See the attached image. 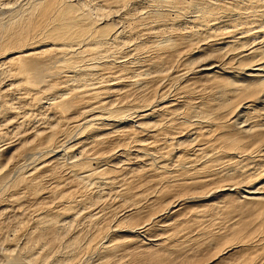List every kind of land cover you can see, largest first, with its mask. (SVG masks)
I'll list each match as a JSON object with an SVG mask.
<instances>
[{
  "label": "bare ground",
  "instance_id": "bare-ground-1",
  "mask_svg": "<svg viewBox=\"0 0 264 264\" xmlns=\"http://www.w3.org/2000/svg\"><path fill=\"white\" fill-rule=\"evenodd\" d=\"M14 1H0L4 3L2 5L3 12H8V19H5L7 22L0 24V121L3 120V122H0V128L4 122L7 124L10 121H16L15 123H18L19 126L25 125L30 119L22 115L25 112L24 110L32 112L34 109L39 111L43 108L47 109L49 113L44 115L46 116L44 119H47V126L43 128L33 127L30 128L33 129L31 131H27L23 126L24 133L21 132L23 138L20 141L18 139V143L13 137L0 132V183H5L8 171L14 169L10 166L9 169L6 167L8 166L6 165L7 161L9 162L10 159L14 158L15 164L9 163L16 169L18 168V171L19 169L23 170L22 165V168H19L21 162L17 165L18 161L16 159L19 156L25 157L28 155L29 158V156L36 153L42 156L45 155L48 158L36 162L37 164L35 163L29 169L19 170L17 175L15 174V178L9 179L10 187L19 188L16 186H22L25 194L39 200V203L36 204V206L38 204L39 206L34 207L33 210L30 209L32 211L30 224L32 223L33 227L32 229L28 228L25 233L27 243H25L24 251L20 250L22 245L19 249L26 254L19 253L12 260H5L6 263L40 264L47 261L49 255H45L44 258L46 259L43 261L42 249L45 247V250H48L47 247H52L55 238L59 237L57 234L64 233L65 235L66 232H69L71 226L68 228V223H73L75 218L78 217V212H80L77 205L81 204L82 207L85 202L91 200L88 199L91 194L86 195L81 190L92 186L101 189L105 185L104 187L108 186V190L111 188L110 191H112V186L116 183L115 180L120 176L116 172L125 169V165H129L128 160L132 159V156L145 155L149 156L150 166L155 168L154 170H152L153 168L147 170L150 169L154 173L157 170L160 173V175L158 174V182H161V185L155 193V198L151 201L150 198L144 196V192L135 190V183L131 182L132 176L125 181L123 178H119V183L123 187L118 191L113 187L114 193L119 195L122 203H129L126 206L129 208L125 207L122 209L120 216L113 218L115 221L111 226L112 230L118 231V226L121 223L124 224L126 232L135 236L147 229L148 232H152L151 229L157 227L165 229L167 226H175L177 224L175 223L176 215L180 214L181 209L184 208V205L182 206L183 202L192 197L189 194L182 196L183 194L180 193L177 196L181 195V198L177 199L175 193L179 189L191 188V190H195L196 186L202 184L201 187L205 185V188L201 191L198 190L197 195L194 196L193 194V197L197 196L196 199L204 200L203 205L195 209L197 214L199 216L201 213L204 215L205 209L216 207L215 209L223 210V214L228 217L225 228L222 225L223 229H219V232L210 229L204 232L211 237L210 241L216 238L217 243H220V239L221 244L225 243L221 249H219V246L220 251H216L218 253L216 256L214 255V259L221 262L220 259L225 258L227 261V257L233 256L236 251H243L240 248L247 246L252 247L251 255L249 256L247 253V256H249L248 259L246 258L247 260L244 258L245 261L244 259L235 260L236 262L227 264H264V106H262L264 104V43H262L264 42V19L261 22L252 23L259 18L256 1L188 0L185 5L193 7L196 12L189 13V18H187L191 24H194L195 28L185 25L186 28L175 31L173 27L167 25L166 33V30L163 31V28L158 26L159 28L154 29L156 30L155 34L165 32V34H161L162 36L159 34L160 38L145 36L139 40L137 39L136 42L133 41L131 44H127V40L124 41V38H122L123 31L117 27V17L120 15L115 13L116 16L111 15L108 18L105 16L108 15L107 12L110 9H117L113 6H124L126 3L130 5L136 0H100L99 4H92L96 10L94 15H92L93 13L90 14V10L93 8L89 9L91 6L89 7V4L85 5L83 0H24L18 4L17 8L10 6ZM88 1L87 3H89ZM151 1L155 5L152 8L147 7L149 9L146 11L148 14L145 12V15L152 17V20L154 18L155 25L156 22L169 20L165 16L168 8L177 5V3H183L182 0ZM135 5L132 7L135 8ZM185 5L182 7L185 8ZM128 7L130 8L131 5ZM104 10L106 11L103 12ZM127 11L130 13L129 9ZM177 11L178 8L174 12ZM140 12L142 13V11ZM233 14L236 15L235 18L231 17ZM143 15L134 14L129 17L131 19L127 18V20L129 19V22L135 26L134 21L143 18ZM237 17L241 19L235 21ZM122 20H119V22ZM208 20L213 21L208 23ZM127 23L125 24L128 25L129 23ZM131 26L129 25V27ZM150 26L148 24L142 27L148 28ZM236 30L238 31L236 32ZM126 31L129 34L131 29L128 28ZM150 32L148 31V33ZM200 33H206L208 37L200 38ZM140 34L142 33L140 32ZM134 37L135 34L132 39ZM129 38V40H132L131 36ZM123 41L126 44H122ZM111 43L118 48L116 52L118 54L110 51L108 45ZM217 43L222 44V46L218 48ZM150 48L152 49L151 53H146V51L151 50ZM198 48L200 51L206 52L205 56L199 58V56L196 57L192 53L198 52ZM127 53L131 55H127ZM124 55L129 56L127 62L123 57ZM177 63L181 64L182 67L178 64L180 67L176 68ZM185 63L191 64V67H187ZM105 69H110L111 75L106 74L104 76L102 73ZM166 78H169L170 81L173 79L179 80L180 78L183 83L179 81L181 84L177 85L172 92L170 91L172 94L168 88L166 90L165 87L167 86L163 85L155 84V86H151L152 88L155 87L154 92L151 89L152 92L147 90L148 88L145 85L150 80L151 82L152 80L162 81ZM158 84L161 83L158 82ZM127 85L136 86L138 95L134 96L135 94H132L135 92L130 94L129 90L123 92L124 89L121 88L127 87ZM141 85H144V88L147 89L137 87ZM156 86L158 87L156 88ZM10 98L15 101L12 102ZM179 105H181V109L178 111L176 107ZM19 115L21 117L17 118ZM111 125L119 126L120 133L128 137L123 140V142H126L117 145L118 148L115 151H112L113 148L109 149L111 144H114L111 143L113 139L111 141L109 139L111 132H114L111 131ZM149 127H153L150 136L157 137V133L161 132L163 138L160 142H165L164 140L174 142L173 140H176V145H179L180 149L176 152L164 147L165 150L160 152L154 148L151 151L152 147L150 146V151L146 150L148 149L147 143L139 139L137 133L143 129L148 130ZM172 128L177 129L172 130V132L169 131L168 134L165 132V130ZM188 129H190V135L192 134L191 144L193 143V147L189 145L191 147L189 153H187L188 145L186 146L183 139V137L186 138V135H183L182 132L185 130L188 133ZM71 131H75L73 140L70 139L71 142L66 144L68 134ZM171 133L177 135L172 136ZM116 139L114 140L115 143ZM172 142L169 143L172 144ZM77 149L80 152L78 157L73 158L70 155L66 166L71 180L75 181L82 189H79L77 184V186L73 185L72 188L66 189L68 184L65 180L66 177L62 179L57 174L58 171L56 175L54 174L52 166L46 167L51 161H57L56 166H58L60 156L65 154L67 157V154L73 153ZM166 153H172L175 156L172 168H168L164 163L168 159L165 158ZM189 154H193L194 160L188 157ZM244 155L254 157L253 159L250 158L253 161L251 162L254 163V170V166H246L248 160L244 161V166H242ZM199 157H203V160L200 161ZM224 157L226 159L222 161ZM61 159L64 158L62 157L59 160ZM123 159L125 160L123 161ZM117 161H123V164L118 165L116 164ZM239 162L240 164H238ZM61 163L63 162H60L59 165ZM200 170L204 173L201 175L193 173ZM44 171L50 172V184L47 185L45 196L40 197L38 190L42 185L39 176ZM135 173H139V171L136 170ZM191 190L189 189V191ZM194 190L193 192L196 194L197 190ZM98 193L100 194V192ZM98 193L94 195V198L98 197L96 196ZM17 196L14 197L17 201L22 198L21 195H19L20 198ZM136 197L146 198L145 201L148 205L154 203L155 200L157 202L159 200L162 201L159 203H163L164 206L158 209L160 211L155 210L147 213L143 223H129L136 217L134 214L146 207L142 208L137 204ZM212 201H215L216 204H211ZM50 202H53L54 205ZM210 204L212 207L208 206ZM86 206L81 209L85 210ZM87 208L89 210L82 211L84 213L82 214L87 218L84 216L83 218L93 222L94 217L98 215L96 213L94 215L90 207ZM115 211L117 212V210ZM115 211L114 214L116 215ZM21 214L25 216V213ZM184 214L186 216L187 213ZM194 219L196 218L194 217ZM196 221L194 220V222ZM251 222L255 224L253 229L250 227ZM89 224L92 226L91 223H88V227ZM136 224L138 225L136 226ZM178 224L181 225L182 222L180 221ZM183 225L186 226V224ZM64 227H67L68 230L66 231ZM63 229L65 232H62ZM106 229L105 224L98 225L87 237L75 232L64 241L62 247L65 249H63V252L67 251L69 253L68 257H72L78 250L95 247L98 250V256L100 258L104 257L103 260H108L107 258L115 252L117 247L119 249L121 244L125 242L123 241L125 238L123 240L111 239L107 236V238H104ZM245 229L248 231H245ZM59 230L61 231L58 232ZM143 235L145 234L143 233ZM169 236H162L157 239H150L148 236H145V238L149 239V242L146 240L148 243L162 241V243H159V245H162L166 238L170 239ZM82 238L84 241H81ZM97 240H99V243H97L99 247L95 246ZM11 241H14V239ZM139 241L141 240L137 242ZM143 241L145 240L141 242ZM172 247L169 248L172 250ZM16 248L19 247L16 246ZM244 250L247 252L249 249ZM49 251L51 250L49 249ZM67 252H65L66 255ZM55 253L54 255H57L56 250ZM163 257L165 256L161 253L148 250L145 253V264H158V261H161L160 258L165 259ZM74 263L76 262L72 263L71 258L70 261L68 258L62 261L59 257H54L52 262L48 264ZM103 264H106V262H103ZM125 264H137V262L133 258L131 262Z\"/></svg>",
  "mask_w": 264,
  "mask_h": 264
},
{
  "label": "rangeland",
  "instance_id": "rangeland-1",
  "mask_svg": "<svg viewBox=\"0 0 264 264\" xmlns=\"http://www.w3.org/2000/svg\"><path fill=\"white\" fill-rule=\"evenodd\" d=\"M1 1V0H0ZM24 0H15L13 3H11L10 4V6L11 7H15V8H17L18 7V4H20L21 2H23ZM84 1V3H85V5L87 4H89L88 6L90 7L89 9H91V8H93V6L94 5H96V4H99V2H100V0H89L88 2L89 3H87V0H83ZM92 1H94V2H92ZM142 0H136V2H134L133 4H130L131 5V10H130V8L128 7V6H130L129 5V3H126V4H124V6H123V9L121 8L122 6H113V8H117V9H114V10H111L110 9V11L109 12H107L108 13V15H106L105 17H109V16H111V15H113V16H116V14H118V15H120V16H118L117 18H118V20H117V27L118 28H120L122 31V38H124V41H126L127 42V44H131V43H133V41L134 42H136L137 41V39L139 40V39H141L142 37H147V36H149V38H152V37H155L156 39H158V38H160V36H162L161 34L163 33V34H165V32L167 33V30L166 29H168L167 27L168 26H171V27H173L174 29H175V31H177V30H179V29H181V28H186V26L187 27H192V28H195L194 27V24H191V22L188 20V15H189V13L190 14H192V12H196L195 11V9L193 8V7H187L185 4H187V2H188V0H182L181 2H183L182 4L181 3H177V5H175V6H171L170 8H168L167 10H166V19H169V20H164V21H162V22H156V25H155V21H154V18H153V20H152V17H149V16H147V15H145V12L146 11H148L149 9L148 8H152L154 5H155V3L153 2V1H151V0H148L147 2L144 0V1H142ZM186 1V3H184ZM256 1V10L258 11L257 13H259V18H257L258 20H254V22H252V23H256V22H261V21H263V17H264V0H255ZM96 2V3H95ZM144 2V3H143ZM152 2V3H151ZM112 3V2H111ZM114 3V2H113ZM139 3H141V4H139ZM147 3V4H146ZM148 3H151V4H148ZM4 3H2V2H0V24H3V23H6L7 22V20H5V19H8V12L7 13H4V12H6V11H4L3 12V5ZM92 4H94V5H92ZM135 4H137V5H135ZM153 4V5H152ZM135 5V8H136V10H135V8L134 7H132V6H134ZM146 5V6H145ZM185 5V8H187V9H185V8H183L182 6H184ZM136 6H138V7H136ZM140 6V7H139ZM142 6V7H141ZM145 6V7H144ZM181 6V7H180ZM126 7H128V8H126ZM144 7V8H143ZM148 7V8H147ZM124 8H126V10H124ZM137 8H139V9H137ZM143 8V9H142ZM147 8V9H146ZM177 8H178V11L177 12H179L180 14H178L177 12H174V11H176L177 10ZM127 9H129V11H130V13L127 11ZM132 9H133V11H132ZM174 9V10H173ZM181 9V10H180ZM182 9H184V10H182ZM193 9H194V11H193ZM95 9L93 8V9H91L90 10V14L91 13H93L92 15H94L95 14V12H96V10L94 11ZM142 11V13L140 12V11ZM144 10V11H143ZM106 10H104L103 12H105ZM117 11V12H116ZM171 11H172V13H171ZM3 12V13H2ZM112 12V13H111ZM121 12V13H120ZM122 12H123V14H122ZM127 12V13H126ZM133 12H134V14L135 15H139V14H141V15H143V13H144V15H143V18H145V19H143L142 17H141V19L140 18H138V20H136V21H134L135 23H136V25L135 26H133L132 24H131V22H129V19H131V18H129V17H131V16H133L134 14H133ZM138 12H140L139 14H137ZM174 12V13H173ZM229 13H230V11H228ZM228 12H226V14H228L229 15V13ZM116 13V14H115ZM124 13H125V15H124ZM147 14H148V12H146ZM168 13V14H167ZM177 13V14H176ZM187 13V14H186ZM102 14V13H101ZM133 14V15H132ZM174 14V16L176 17V19H175V17L174 16H172ZM260 14H261V16H260ZM126 15H127V17H126ZM130 15V16H129ZM168 15V16H167ZM187 15V16H186ZM232 15V14H231ZM122 16V17H121ZM181 16V17H180ZM124 17V18H123ZM170 17H171V21H170ZM174 17V19H172ZM188 17V18H187ZM231 17H236V15H234L233 14V16H231ZM127 18H129L128 20H127ZM122 19H124V20H122ZM126 19V20H125ZM148 19H149V22H148ZM151 19V20H150ZM185 19V20H184ZM237 19H241V18H239V17H237L236 19H235V21L237 20ZM119 20H122V21H120L119 22ZM147 20V21H146ZM172 20H173V22H172ZM176 20V21H175ZM127 21H128V23H127ZM131 21V20H130ZM139 21H141L140 23H139ZM144 21H146L145 23H144ZM152 21V22H151ZM211 21H213V20H208V23H210ZM168 22V23H167ZM170 22H171V24H170ZM176 22V23H175ZM125 23H127L128 25H126ZM139 23V24H138ZM164 23H165V25H164ZM167 23V24H166ZM172 23L174 24L173 26H172ZM124 24V25H123ZM148 24H150L151 26L150 27H148V28H143L145 25H148ZM161 24V25H160ZM231 24V23H230ZM251 24V23H250ZM129 25L131 26V27H133V28H131V27H129ZM164 25V26H163ZM168 25V26H167ZM186 25V26H185ZM125 26V27H124ZM143 26V27H142ZM153 26H154V28H153ZM157 26V27H156ZM161 26V28H163V31H165V32H160V33H156L155 34V31L156 30H154L155 28L157 29V28H159V27ZM185 26V27H184ZM124 27V28H123ZM138 29L137 31L135 30L136 28ZM152 27V28H151ZM170 27V28H171ZM201 27V26H200ZM233 27V26H232ZM234 27H236V28H238L236 25H234ZM128 29V28H130L131 29V31H130V33L129 34H127V31H126V29ZM149 28H151L150 30H149ZM160 28V29H161ZM165 28V29H164ZM169 28V29H170ZM172 28V29H173ZM134 29V30H133ZM145 31H144V30ZM172 29H170V30H172ZM173 29V30H174ZM147 30V31H146ZM125 31V32H124ZM139 31V32H138ZM148 31L150 32V33H148ZM238 30H236V32H237ZM131 32H133V33H131ZM135 32V33H134ZM140 32L142 33V34H140ZM126 33V34H125ZM144 33V34H143ZM124 34V35H123ZM134 34H135V37L132 39V37L134 36ZM136 34H137V36H136ZM146 34V35H145ZM149 34V35H148ZM154 36H153V35ZM158 34V35H157ZM159 34H160V36H159ZM126 35V36H125ZM133 35V36H132ZM141 35V36H140ZM200 35V38H205V37H208V36H206V33H200L199 34ZM127 36H128V39H127ZM131 36V39L132 40H129L130 37ZM140 36V37H139ZM152 36V37H151ZM157 36H159V37H157ZM126 37V38H125ZM264 37V36H263ZM225 38V37H224ZM135 39V40H134ZM122 42V44L123 43H125L126 44V42ZM192 41V40H191ZM121 42V41H120ZM262 43H264V42H262ZM121 44V45H122ZM108 45V44H107ZM110 45V46H109ZM108 45V47H109V49H110V51H112L114 54L117 52V49L118 48H116V47H114L115 45H113L112 43L111 44H109ZM220 46H222V44H219V43H217V47L219 48ZM123 47V46H122ZM151 49V48H150ZM151 51H152V49L149 51V52H147L146 51V53H151ZM203 52V53H202ZM140 53V52H139ZM192 53H194V55L197 57V56H199V58H200V56L201 57H203V56H205V51H200V49L198 48V52L197 51H195V52H192ZM196 53V54H195ZM116 54H118V53H116ZM128 54H130V53H127V55ZM141 54H142V52H141ZM127 55H124L123 57L125 58V60H126V62H127V59L129 58V56H127ZM131 55V54H130ZM191 55H193V54H191ZM131 58V57H130ZM179 63H177V66H176V68H179L180 66L182 67V65L181 64H179ZM188 63H185V65L187 66V67H191V64L189 65H187ZM135 66H136V64H135ZM195 66V65H194ZM139 67V66H138ZM142 67H144V66H142ZM136 68V67H135ZM141 68V67H140ZM139 68V69H140ZM138 69V68H137ZM138 69V70H139ZM142 69V68H141ZM108 71V73H107V71ZM137 70V71H138ZM110 71V69H105V71L103 70V75L104 76H106V74H109V75H111V72H109ZM190 74V73H189ZM167 79V78H166ZM160 80V81H157V80H152V82H151V80L148 82V84L150 85H148L147 83H146V87L148 88H144V85H141V86H137L138 88H143V89H147V90H152L153 92H154V88H152L151 86H155V84L156 85H159V86H167V87H165L166 88V90H167V88L169 89V92L171 91H173L174 89H176L175 87L178 85H180L181 83L180 82H182L183 83V81H181L180 80V78H179V80H175V79H171L172 81H170L169 80V78L167 79V80ZM170 82H169V81ZM157 81V82H156ZM180 81V82H179ZM158 82L159 83H161V84H158ZM169 82V83H168ZM175 82H178V83H175ZM168 84V85H167ZM172 84V85H171ZM173 84H175V85H173ZM171 85V86H170ZM136 87V86H135ZM135 87H133L132 85H127V87L125 86L124 88H121V89H124V90H122L123 92L125 91V90H129V92H130V94L132 93V92H135V93H132L134 96H136V95H138L137 94V91L138 90H136V88ZM150 87V88H149ZM158 86H156V88H157ZM150 90V91H151ZM158 90V89H157ZM151 91V92H152ZM170 92V93H171ZM169 93V94H170ZM168 94V95H169ZM172 94V93H171ZM170 94V95H171ZM116 96H118V95H116ZM116 96H114V97H116ZM181 97V96H180ZM11 100H12V102H14L15 100H13L12 98H10ZM262 106H264V104H262ZM181 105H179V106H177L176 107V109L179 111L181 108ZM17 108H19V107H17ZM183 108V107H182ZM20 110V109H19ZM25 112L22 114V115H24V116H26V117H28V119H30V121H28L26 124H27V126H26V124L25 125H20L19 126V124L17 123H15L16 121H14V122H11L10 121V123L9 122H7V124H6V122H4L2 125H1V128H0V132L1 133H4L6 136H11V137H13V139L18 143L22 138H23V126H25V128H26V130L27 131H31V130H33V129H30V128H36V127H44V126H47L48 125V123H46V120L47 119H44V117H46V116H44V115H46V114H48L49 112H48V110L47 109H43V108H41L39 111L38 110H33L32 112H29V111H26V110H24ZM36 112H37V114H36ZM40 112V113H39ZM38 113H39V117L41 118V120H40V118L38 117ZM42 113V114H41ZM42 116H41V115ZM36 115H37V117H36ZM3 117H4V115H3ZM21 117V115H19L17 118H20ZM25 117V118H26ZM32 117V118H31ZM43 118V119H42ZM32 119V120H31ZM37 119H38V122H37ZM15 120V119H14ZM42 121V122H41ZM0 122H3V120H1ZM34 123L33 125L32 124H30V123ZM40 122V123H39ZM11 123H12V126H11ZM39 123V124H38ZM21 124V123H20ZM37 124V125H36ZM41 124V125H40ZM5 125H6V127H5ZM40 125V126H39ZM11 127V128H9V127ZM5 127V128H4ZM111 127H112V129H111V131H114V132H111L112 134H110L109 135V139H110V141L113 139V141H111V143H114L113 145L111 144V147H109V149L110 148H113L112 149V151H115L117 148H118V146L117 145H121V144H123L124 142H126V141H124L123 142V140H125V139H127L128 137L126 136V135H123V133H120V127L119 126H117L116 127V125H111ZM114 128V129H113ZM14 129V130H13ZM153 127H149V129L148 130H141V131H139L138 133H137V135H138V137H139V139H142V141L144 142V143H147V148L148 149H146V150H148V151H150V149H151V147H152V149H151V151L153 150V148L154 149H156V150H158V151H163V150H165V148L164 147H167V148H169V149H172V150H174V151H178L180 148H179V145H176V140H173L174 142H172V141H168V140H164L165 142H160L161 140H162V138H163V136H162V133L160 132H158L157 133V137H152V136H150L149 134H150V132L152 133L153 132ZM175 129H177V128H172V129H169V130H165V132H167V134H168V132L169 131H171L172 132V130H175ZM9 130V131H8ZM13 130V132H11ZM71 130V129H70ZM115 130H118V131H115ZM188 131V133L187 132H185V130H183L182 132H183V135H186V138H184L183 137V139L185 140V144H186V146L188 147L187 149V153H189L190 152V148L191 147H189V145H192V147H193V143L191 144V142H192V140H191V137H192V134L190 135V129H188L187 130ZM11 132V133H10ZM21 132H23V133H21ZM75 132V131H74ZM74 132H70L69 134H68V140H67V142H66V144H69L70 142H71V140H73V134H74ZM109 132V131H108ZM119 132V133H118ZM118 133V134H117ZM187 133V134H186ZM21 134V135H20ZM161 134V135H160ZM172 134V133H171ZM122 135V136H121ZM160 135V136H159ZM174 135H177V134H175V133H173L172 134V136H174ZM22 136V137H21ZM159 137V138H158ZM166 138L168 137V136H165ZM67 138V137H66ZM117 138V139H116ZM18 139H19V141H18ZM71 139V140H70ZM108 139V140H109ZM116 139V143L114 142V140ZM122 139V140H121ZM183 139H181L182 141H184ZM70 140V141H69ZM168 143H167V142ZM178 141V140H177ZM169 142H172V144H170ZM194 142V141H193ZM162 144V145H161ZM168 144V145H167ZM173 145V146H172ZM114 146V147H113ZM151 146V147H150ZM196 147H197V145H195ZM194 146V148H196ZM150 148V149H149ZM178 148V149H177ZM133 149V148H132ZM79 150L77 149V150H75L73 153H70V154H67L68 156L66 157V155L64 156V155H62V156H60L59 158H58V166H56V163H57V161L56 162H50L49 164H48V167H46V168H49V167H53L52 168V170L54 171V174L56 175V173H57V171H58V175L60 176V177H62V179H64L65 177V180H66V182H68V184H67V186H66V189L68 188V189H70V188H72L73 187V185L75 186L77 183L75 182V181H73V180H71V178H70V176L68 175L69 173H68V167L66 166L67 164H68V162L67 161H69V158H70V155H71V157H73V158H76V157H78V155H79ZM245 153H247V154H249L248 152H245ZM167 155H166V159H167V161L166 162H164L165 164H166V166L168 167V168H172L174 165V158H175V156L172 154V153H166ZM168 155H170L171 157L172 156H174V157H169ZM36 156V157H35ZM197 157H198V155H196ZM24 156H19V157H17V159H16V161H18L17 163V165H19L20 164V162H21V164H20V166H19V168L21 167L22 168V166H23V170L24 169H29V168H31L36 162L38 163V162H40V161H42V160H44L45 158H48L47 156L45 157V155H41V154H33L32 156H29V158H28V155L27 156H25L24 158H23ZM64 158V159H61V160H59L60 158ZM133 157V158H132ZM131 158L132 159H130V160H128V164L129 165H125V169H120V170H118L117 172H116V174H118V175H120L119 177H117V181L115 180V184H113L114 186H112V191H110L111 190V188H109V190H108V186L107 187H104L105 185H103L102 187L103 188H101V189H97L96 188V186H92V187H88V188H85L86 189V191H85V189L84 190H81V192L82 193H85L86 195L87 194H91V197L90 198H88V199H91L89 202H90V204H89V202H85L83 205H82V207H81V204H78L77 205V207L79 208L78 210L80 211V212H78V214H77V216L78 217H76L75 218V220H74V222L72 223V222H70V224L68 223V228L71 226V229H70V231L69 232H66V234L64 235V233L62 234H57L59 237H56L55 238V244H54V242H53V244H52V247H47V249L49 248L51 251H49V249L48 250H45L46 248L44 247V249H42V253L43 254H41L43 257V261L46 259V258H44L45 257V255H49V257H47V261H44V262H41L40 264H48L49 262H52V260L54 259V257H59V259H62V261L63 260H66V258H68V260L70 261V258H71V260H72V263L73 262H76V263H74V264H103V262H106V264H122V263H128V262H131L132 261V259L133 258H135L136 259V262H137V264H145V262H146V259H145V253H147V251L148 250H150V252H157V253H161V254H163V256H165V257H163V258H165L164 260L163 259H161L162 258V256H161V258H160V260L162 261H158V264H160V262H161V264H227V263H231V262H234L235 260H243L244 258L246 259H248V257L251 255V248L250 247H247V246H245L244 248H240L241 250H243V251H236V252H234L233 254V256L232 255H230L229 257H227V261L225 260V258L224 259H220L221 260V262L220 261H216L215 259H214V257L216 256V254L220 251L219 249H221L222 248V246L225 244V243H222L221 244V239L219 240V242L220 243H217L218 242V240H216V238H214V240H212V241H210V238L211 237H209V236H207L204 232H206L205 230H211V231H217V232H219V229H223V227H221L222 225L224 226V228H225V226H226V221H227V219H228V217L226 216V214H223V210H220L219 208H217V209H212V208H208V209H205V213H204V215H202V213L200 214V216H199V214H197V212L195 211V209L196 208H200L202 205H203V202H204V200H201V199H196L197 198V196L196 197H193V194H194V196L195 195H197L198 193V190L199 191H201L202 189H204L205 188V185H203L202 187H201V185L202 184H200V185H198V186H196L195 188V190H197L196 191V194L193 192V190H191V188H189L191 191H189V189L188 188H186V189H184V190H182V189H179L176 193H175V198L177 197V199L178 198H181L179 195L177 196V194H180V193H182L183 195L182 196H186V195H188L189 194V196H192L191 197V199H189V200H187L186 202H183V204H182V206L184 205V208H182L181 209V213L180 214H178V215H176L177 217V219H176V221H175V223H177V224H175V226L174 225H172V226H167L165 229H160L159 227H157V228H155V229H151V231L152 232H148V229L147 230H144V234L145 235H143V233L141 232V233H139V235L138 234H136L135 236H133V235H131L130 233H128V232H126L124 229H125V227L123 226L124 224H119V229H118V231L117 230H112V225H113V223H114V219H115V217H118V216H120V214H121V212H122V209H124L129 203H122V200L120 199V197H119V195H117L116 193H114L115 192V190H120L122 187H123V185H121V183H119L120 182V179H124V181L125 180H129L130 179V177L132 176V183H135V185H134V188H136L135 190H138L139 192L140 191H142V192H144V196H146L147 198H150V200L151 199H154L155 198V193L158 191V189H159V185H161V182H158V180H159V175H160V173L156 170V173H154V171L152 172V170H154L155 168L154 167H151L150 166V161L148 160V157L147 156H145V155H138V156H132ZM189 158L191 157L193 160H194V158H193V154L192 155H190L189 154V156H188ZM245 157H246V159H245ZM241 158V157H240ZM243 158H244V160H243V162H242V160H240L242 163V166H244V161L246 162L247 160V162H248V164L246 163V166L248 165V166H250V167H253L254 166V163H252L253 161H252V159L254 158L253 156L251 157V155H244L243 156ZM250 158H252L251 160H250ZM14 158H12V159H8L9 160V162H12V164L14 165L15 164V160H13ZM67 159V160H66ZM198 159H200V161H201V159L203 160V157L201 158V157H199ZM197 158H196V160H198ZM225 157H224V160H222V161H225ZM238 159H239V157H238ZM13 160V161H12ZM38 160V161H37ZM64 160V161H63ZM72 160V159H71ZM125 159H123V161H124ZM63 162V163H61L60 165H59V163L60 162ZM123 161H117V163L116 164H118V165H121V164H123ZM199 161V160H198ZM197 161V162H198ZM199 161V162H200ZM251 162V164H249L250 162ZM8 161H7V164L6 165H8V166H6L8 169L10 168V167H13L14 169H12V171L11 170H9L8 172L9 173H7L8 175H7V177L5 178V183H0V264H8V263H6V261H7V259H9V260H12V259H14V257L15 256H18L19 255V253L20 254H22V255H24V254H26L25 252H22V251H20V250H23L24 251V249H25V246H26V244L25 243H27L26 241H27V238H26V232L28 231V228H31L32 229V223L30 224V221H31V216H32V211L30 210V209H32L33 210V208L35 207H37V206H39V204L36 206V204L37 203H39V200L38 199H33V196H29L28 194H25L24 193V188L21 186H16V187H19V188H15V187H10L9 186V181L10 180H12L13 178H15V176L17 175V173H18V171L20 170H22V169H19L18 171H17V169H16V167H14L11 163H9ZM14 162V163H13ZM65 162V163H64ZM127 162V161H126ZM149 162V163H148ZM168 162V163H167ZM36 163V164H37ZM52 163V164H51ZM111 163H114V162H111ZM223 163V162H222ZM51 164V165H50ZM238 164H240V162L238 163ZM22 165V166H21ZM30 165V166H29ZM173 165V166H172ZM185 165V164H184ZM226 165V164H225ZM252 165V166H251ZM10 166V167H9ZM26 166H28V167H26ZM123 166V165H122ZM188 166H189V164H188ZM5 167V168H6ZM56 167V168H55ZM102 167H103V165H102ZM4 168V169H5ZM61 168V169H60ZM64 168V169H63ZM148 168H153L152 170H147ZM55 169V170H54ZM57 169V170H56ZM251 169V168H250ZM255 169V166H254V168H253V170ZM22 170V171H23ZM136 170L137 171H139V173H135L136 172ZM170 170H172V169H170ZM48 171H50V170H48ZM48 171H44L40 176H39V179H41L40 180V184L42 185L41 187H39V192H40V197L42 196V195H44L45 196V193L47 192V185H49L50 184V180H49V178H50V172H48ZM56 171V172H55ZM134 171V172H133ZM158 172V173H157ZM172 172H176V171H172ZM190 172H192V171H190ZM190 172H189V174H190ZM207 172V171H206ZM154 173V174H153ZM194 174L196 173L197 175H201V174H203L204 172H202L201 170L200 171H198V172H193ZM16 174V175H15ZM115 174V173H114ZM159 174V175H158ZM195 174V175H196ZM11 175V176H10ZM57 175V176H58ZM155 175H157V176H155ZM14 176V177H13ZM69 176V179L67 178ZM120 178V179H119ZM10 179V180H9ZM38 179V180H39ZM69 180H71V181H69ZM71 182V183H70ZM73 182V183H72ZM172 182V181H171ZM70 183V184H69ZM5 185H6V187H5ZM78 185V184H77ZM76 185V186H77ZM93 185V184H92ZM95 185V184H94ZM207 186V185H206ZM8 187V188H7ZM96 189H95V188ZM113 187L115 188V190L113 189ZM7 188V189H6ZM42 188V189H41ZM78 188H79V185H78ZM91 188V189H90ZM105 188V189H104ZM3 189V190H2ZM5 189V190H4ZM14 189V190H13ZM17 189V190H16ZM79 189H82L81 187L79 188ZM90 189V190H89ZM188 189V190H187ZM43 190V191H42ZM87 190H88V192H87ZM96 190V191H95ZM99 190V191H98ZM102 192H101V191ZM103 190H105V191H103ZM114 190V191H113ZM194 190V191H195ZM84 191V192H83ZM92 191V192H91ZM100 192V194L98 193V192ZM137 191V192H138ZM182 191V192H181ZM93 192H95V193H93ZM104 192V193H103ZM186 194H185V193ZM188 192H190V193H188ZM98 193V195H96V196H100L101 198H98V197H96V198H94V195L95 194H97ZM17 194H18V196H17ZM80 194V193H79ZM93 194V195H92ZM10 195V196H9ZM19 195H21V197L22 198H20L19 197ZM117 195V196H116ZM149 195V196H148ZM15 196H17L18 198H20L18 201L16 200V199H14V197ZM116 196V197H115ZM138 196V195H137ZM38 197V196H37ZM145 199L146 198H138V197H136V199L135 200H137V204H139L140 206H142V208L143 207H145V208H143V209H141L139 212H137V214H134V215H136V217L134 218V220L133 221H130L129 223H138V224H140V223H143L144 222V219H145V217H146V214L147 213H149V212H152V211H155V210H157V211H160V210H158V209H160V208H162L163 206H164V204L163 203H159V202H162V201H159L158 200V202H157V200H155L154 201V203H152L153 204V206H152V204H146L147 203V201H145ZM157 199V198H156ZM188 199V198H187ZM45 200H47V199H45ZM49 200V199H48ZM199 200H201V201H199ZM88 201V200H87ZM152 201V200H151ZM165 201V200H164ZM120 202V203H119ZM157 202V203H156ZM215 202V201H214ZM213 201H212V203L211 204H216V203H214ZM18 203H20V204H18ZM51 203V202H50ZM184 203H186V204H184ZM49 204V203H48ZM52 205H54V203L52 202L51 203ZM156 204V205H155ZM211 204L210 205H208V206H210V207H212L211 206ZM42 205V204H41ZM50 205V204H49ZM52 205H50V207H52ZM87 205V206H86ZM88 205H90V206H88ZM92 205V206H91ZM189 205V206H188ZM84 206H86V209H88L87 207H90V210L92 211V212H94V215H95V213L98 215L97 217L95 216L93 219H94V221L92 222V221H89L88 219H85V218H87L86 216H84L83 214V212L84 211H87L86 209L85 210H82V209H84L85 207ZM181 206V207H182ZM43 207V206H42ZM151 207H153V208H151ZM82 208V209H81ZM126 208H129V207H126ZM81 209V210H80ZM89 210V209H88ZM115 210H117V212L115 211ZM119 210V211H118ZM183 210V211H182ZM30 213H29V212ZM83 211V212H82ZM114 211L116 212V215L114 214ZM162 211V210H161ZM164 211V210H163ZM21 213H25V216L23 215L22 216V214ZM81 213V214H80ZM83 213V214H82ZM184 213H187L186 214V216H185V214ZM28 214V215H27ZM183 216H182V215ZM31 215V216H30ZM80 215V216H79ZM197 215V216H196ZM226 217H225V216ZM83 216L85 217V218H83ZM185 216V217H184ZM24 217H25V219H24ZM188 217H189V219H188ZM194 217L196 218V219H194ZM26 218H28V219H26ZM78 218V219H77ZM114 218V219H113ZM186 218H187V221H186ZM193 220H192V219ZM237 218V217H236ZM113 219V220H112ZM179 219H180V221L182 222V224L181 225H179L178 223H180V221H179ZM185 219V220H184ZM234 219V218H233ZM25 220H28V221H25ZM89 222H88V221ZM98 220V221H97ZM194 220L196 221V222H194ZM97 221V222H96ZM178 221V222H177ZM189 221V222H188ZM26 222V223H25ZM186 222V223H185ZM214 222V223H213ZM27 223H28V225H27ZM88 223H91L92 224V226H90V224H89V227H88ZM94 223V224H93ZM97 225H96V224ZM110 224V225H108V224ZM128 223V222H127ZM23 224V225H22ZM25 224H26V226H25ZM105 224V226L107 227V229H106V233H105V235H104V238H113V239H124L123 241H125V242H123L122 244H121V246H120V248L118 249V247H117V249L115 250V252L114 253H112L110 256H109V258H107L108 260H103V259H105L104 257H102V258H100V256H98V250L97 249H95V247L94 248H88L87 250L86 249H81L80 251L78 250L77 252H75L76 254H74L72 257H68V255H69V253L67 252V251H65V252H67V255H66V253L65 252H63L64 250L63 249H65L64 247H62L63 246V243H64V241L65 240H67L68 238H70L73 234H75V232H79V233H81L82 235H86V236H84V237H87L88 236V234L89 233H91V231L92 230H94L98 225H104ZM107 224V225H106ZM138 224H136V226L138 225ZM183 224H186V226L184 227V225ZM190 224V225H189ZM209 224V225H208ZM95 225H96V227H95ZM255 224L254 223H252L251 222V225H250V227L253 229V226H254ZM23 226H24V228H23ZM31 226V227H30ZM122 226V227H121ZM67 227H64L65 229L67 228ZM90 227H92V228H94V229H92V228H90ZM135 227V226H134ZM175 229H174V228ZM188 227V228H187ZM159 228V229H158ZM181 228V229H180ZM199 230H198V229ZM213 228H214V230H213ZM110 229V230H109ZM251 229V230H252ZM26 230V231H25ZM68 229H66V231H67ZM88 230V231H87ZM196 230H198V231H196ZM248 230H249V228H248ZM248 230H246L245 229V231H248ZM61 230H59L58 232H60ZM147 231V232H146ZM188 231V232H187ZM220 231H222V230H220ZM62 232H65V230L63 229V231ZM23 233V234H22ZM147 233V234H146ZM150 235H149V234ZM200 235H199V234ZM128 234V235H127ZM15 235V236H14ZM62 235V236H61ZM138 235V236H137ZM168 235H170L169 237H170V239L168 240L167 238L165 239L166 241H164V243L161 245H159V243H162V241L161 242H156L155 241V243H148L149 241V239H146L145 238V236H148V238H150V239H157V238H161L162 236H168ZM6 236H7V238H6ZM107 236V237H106ZM125 236V237H124ZM140 236V237H139ZM173 236V237H172ZM199 236V237H198ZM62 237V238H61ZM83 237V238H84ZM122 237V238H121ZM132 237V238H131ZM143 237V238H142ZM172 237V238H171ZM208 237H209V240H208ZM49 238V237H48ZM47 238V239H48ZM82 238V240L81 241H84V239ZM135 238V239H134ZM142 238V239H141ZM14 239V241H11V240H13ZM197 239V240H196ZM213 239V238H212ZM59 240V241H58ZM127 240V241H126ZM138 240H147L146 242L145 241H143V242H141V241H139V242H137ZM173 240V241H172ZM11 241V242H10ZM151 241H154V240H151ZM168 241V242H167ZM178 241V242H177ZM203 241V242H202ZM217 241V242H216ZM21 242H22V244H21ZM170 242V243H169ZM183 242V243H182ZM197 242V243H196ZM17 244V245H14V244ZM97 243H99V240H97V241H95V246L97 245V247H99V244H97ZM158 243V244H157ZM168 243H169V245H168ZM215 243H216V245H215ZM25 244V245H24ZM138 246H137V245ZM142 246H141V245ZM148 244V245H147ZM152 244V245H151ZM197 244V245H196ZM221 244V245H220ZM22 245V248L20 247ZM146 245V246H145ZM179 245V246H178ZM16 246L17 247H19V248H16ZM24 246V247H23ZM173 246V247H172ZM213 246V247H212ZM217 248H216V247ZM219 246H220V248H219ZM56 247V248H55ZM168 247V248H167ZM172 247V250L170 249V248ZM175 247V248H174ZM182 248V250H181V248ZM185 247H186V249H185ZM21 248V249H20ZM52 248V249H51ZM180 248V250H178ZM219 248V249H218ZM20 249V250H19ZM168 249V250H167ZM170 249V250H169ZM218 249V250H217ZM244 249H249V250H247V252L244 250ZM55 250L57 251V255H54V254H56L55 253ZM60 250V251H59ZM167 250V251H166ZM202 250V251H201ZM214 250H215V252H214ZM239 250V249H238ZM12 251V252H11ZM19 251V252H18ZM59 251V252H58ZM216 251H218V252H216ZM54 252V253H53ZM141 252V253H140ZM145 252V253H144ZM242 252V253H241ZM250 252V253H249ZM10 253V254H9ZM51 253H52V255H51ZM249 254V256H247L248 254ZM75 255H77L76 257H75ZM215 255V256H214ZM242 255V256H241ZM241 259H240V258ZM52 258V259H51ZM75 258V260H73ZM102 259V260H101ZM245 259H244V261H245ZM246 259V260H247ZM6 260V261H5ZM49 260V261H48ZM224 260H225V262H224ZM114 261V262H113ZM223 261V262H222ZM108 262V263H107ZM217 262H219V263H217ZM236 262V261H235Z\"/></svg>",
  "mask_w": 264,
  "mask_h": 264
}]
</instances>
